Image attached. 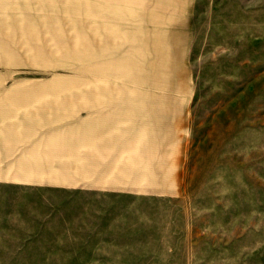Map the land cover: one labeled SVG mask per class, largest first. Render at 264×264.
<instances>
[{
	"label": "rangeland",
	"instance_id": "374dc122",
	"mask_svg": "<svg viewBox=\"0 0 264 264\" xmlns=\"http://www.w3.org/2000/svg\"><path fill=\"white\" fill-rule=\"evenodd\" d=\"M93 7L0 0V264H264V0H181L183 88L196 93L181 196L125 209L118 226L131 238L100 241L98 256L88 240L69 249L85 255L56 254L78 241L45 231L54 197L43 186L83 162L77 99ZM31 215L41 229L28 231Z\"/></svg>",
	"mask_w": 264,
	"mask_h": 264
},
{
	"label": "crops",
	"instance_id": "0c3cea01",
	"mask_svg": "<svg viewBox=\"0 0 264 264\" xmlns=\"http://www.w3.org/2000/svg\"><path fill=\"white\" fill-rule=\"evenodd\" d=\"M180 10L181 0H94L77 99V159L83 162L54 168L52 183L43 186L54 197L45 231L57 225L55 241H78L55 243L67 249L56 254L85 255L69 249H85L88 240L89 255L98 256L93 249L100 241L131 238L118 226L125 209L181 196L196 93L183 88ZM41 220L31 215L28 231L41 229Z\"/></svg>",
	"mask_w": 264,
	"mask_h": 264
}]
</instances>
